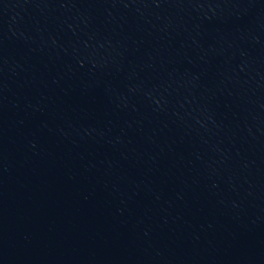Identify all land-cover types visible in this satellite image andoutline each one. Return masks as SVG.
I'll return each instance as SVG.
<instances>
[{
	"label": "water",
	"instance_id": "water-1",
	"mask_svg": "<svg viewBox=\"0 0 264 264\" xmlns=\"http://www.w3.org/2000/svg\"><path fill=\"white\" fill-rule=\"evenodd\" d=\"M0 264H264V0H0Z\"/></svg>",
	"mask_w": 264,
	"mask_h": 264
}]
</instances>
